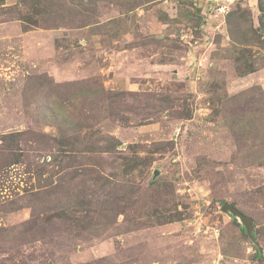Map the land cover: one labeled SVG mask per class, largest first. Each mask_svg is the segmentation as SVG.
Masks as SVG:
<instances>
[{
    "label": "rangeland",
    "instance_id": "374dc122",
    "mask_svg": "<svg viewBox=\"0 0 264 264\" xmlns=\"http://www.w3.org/2000/svg\"><path fill=\"white\" fill-rule=\"evenodd\" d=\"M261 8L0 0V264H264Z\"/></svg>",
    "mask_w": 264,
    "mask_h": 264
},
{
    "label": "water",
    "instance_id": "95a60500",
    "mask_svg": "<svg viewBox=\"0 0 264 264\" xmlns=\"http://www.w3.org/2000/svg\"><path fill=\"white\" fill-rule=\"evenodd\" d=\"M224 211H230L232 212L234 215L240 217L241 219L244 220L247 229L250 231V223H251V219L249 217L244 216L234 205L230 204L229 202H225L222 206Z\"/></svg>",
    "mask_w": 264,
    "mask_h": 264
},
{
    "label": "trees",
    "instance_id": "16d2710c",
    "mask_svg": "<svg viewBox=\"0 0 264 264\" xmlns=\"http://www.w3.org/2000/svg\"><path fill=\"white\" fill-rule=\"evenodd\" d=\"M261 10H264L263 8H261Z\"/></svg>",
    "mask_w": 264,
    "mask_h": 264
}]
</instances>
